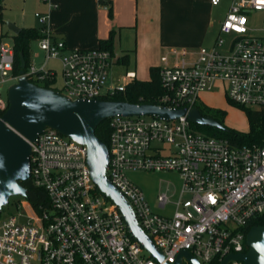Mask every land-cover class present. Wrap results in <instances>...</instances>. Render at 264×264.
I'll use <instances>...</instances> for the list:
<instances>
[{
  "label": "built area",
  "instance_id": "2783aa9c",
  "mask_svg": "<svg viewBox=\"0 0 264 264\" xmlns=\"http://www.w3.org/2000/svg\"><path fill=\"white\" fill-rule=\"evenodd\" d=\"M36 1L47 6L34 12L45 63L41 68L29 63L23 76L55 78L46 63L57 59L63 85L54 89L70 99H102L124 91L126 84L107 85L111 51L67 48L48 26L56 4ZM220 2L210 0L212 5ZM5 5L0 0V22ZM256 12L264 17V0H232L209 50L192 59L182 51L173 64L159 67L164 93L155 104L185 109L184 115L168 120L153 115L107 118L106 176L128 202L141 232L162 253L161 260L133 236L119 206L97 187L86 145L47 127L29 141V173L33 184L46 192L49 207L37 213L26 201V220L14 214L0 218V264H173L181 250L200 264H220L230 253H245V227L264 217V142L234 145L204 134L193 128L187 112L215 81L224 84L231 102L264 108V31L251 34L247 16ZM13 64V47L0 43V118L8 106L2 88L21 76L13 73ZM128 170L175 171L182 180L180 196L190 198L175 201L171 215L155 212L127 178ZM157 202L164 207L171 201L160 194ZM181 263L192 264L185 256ZM227 264L243 262L231 259Z\"/></svg>",
  "mask_w": 264,
  "mask_h": 264
},
{
  "label": "water",
  "instance_id": "95a60500",
  "mask_svg": "<svg viewBox=\"0 0 264 264\" xmlns=\"http://www.w3.org/2000/svg\"><path fill=\"white\" fill-rule=\"evenodd\" d=\"M7 28L13 34L21 30L20 26L11 22L7 23ZM25 66V59L20 55L21 76L8 86V106L0 118V210L11 195L25 197L26 189L19 181L30 178L29 141H33L45 128H52L86 145L88 167L97 187L119 206L133 236L161 260L162 253L155 250L149 238L141 232L128 202L108 180V148L95 134V128L114 115H153L168 120L184 115L186 110L120 100H73L56 89L29 81L23 76ZM187 118L193 124L222 128L215 119L203 116L195 107L187 112ZM246 244L245 253H230L220 264H227L231 259L240 260L243 264H264V226H252L246 234ZM182 256L192 264H200L186 250L179 252L173 264H182Z\"/></svg>",
  "mask_w": 264,
  "mask_h": 264
},
{
  "label": "crops",
  "instance_id": "0c3cea01",
  "mask_svg": "<svg viewBox=\"0 0 264 264\" xmlns=\"http://www.w3.org/2000/svg\"><path fill=\"white\" fill-rule=\"evenodd\" d=\"M222 1L52 0L56 5L49 11L48 26L67 48L99 47L112 34L114 62L107 85L117 86L149 79L151 67L173 64L182 51L192 59L209 50L232 0L224 6ZM38 3L39 11L47 10Z\"/></svg>",
  "mask_w": 264,
  "mask_h": 264
},
{
  "label": "rangeland",
  "instance_id": "374dc122",
  "mask_svg": "<svg viewBox=\"0 0 264 264\" xmlns=\"http://www.w3.org/2000/svg\"><path fill=\"white\" fill-rule=\"evenodd\" d=\"M230 2V0L222 1ZM5 8L2 11V23H0V34L3 36L0 43L5 46L13 47V32L8 30L7 23H15L24 28H38L39 22L34 17V12L40 9L39 3L35 0H4ZM224 8V7H223ZM248 27L251 34L261 35L264 31V17L261 13L248 14ZM227 41L229 36H223ZM29 63L41 68L44 63V53L38 48L37 40L29 41ZM46 67L53 70L55 75V82L52 87L60 90L63 85L61 63L57 59H49ZM13 83L9 82L2 88L3 98L6 99V92L8 86ZM117 83V82H115ZM197 103H202L206 106L221 109L225 112L223 118V125L241 132L248 131L249 124L244 107L231 102L225 95L224 84L221 81H215L210 90H206L199 94ZM206 134L205 131H200ZM126 176L129 180L134 182L143 192L151 209L155 212L171 215L174 212V202L180 199L190 198L189 194L180 196L182 180L179 174L175 171H147V170H128ZM166 194L170 201L164 207H159L157 196ZM18 195H11L8 203L2 206L0 210V218L14 214L21 221L26 220V211L23 207L26 200L18 199ZM147 256L148 252L144 251Z\"/></svg>",
  "mask_w": 264,
  "mask_h": 264
},
{
  "label": "trees",
  "instance_id": "16d2710c",
  "mask_svg": "<svg viewBox=\"0 0 264 264\" xmlns=\"http://www.w3.org/2000/svg\"><path fill=\"white\" fill-rule=\"evenodd\" d=\"M3 34H0V39ZM40 36L39 28H24L22 27L18 34L13 35V50H14V64L13 73L17 75L20 70V55L23 56L26 66L29 64V41ZM112 34L107 39L101 40L99 47L111 51ZM149 79H133L125 85V90L117 92L113 96L102 97L103 100H120L133 104H155L158 98L164 93V86L160 80L159 67L153 66L150 68ZM31 82H36L38 85L53 88L55 82L54 77L45 76L42 80H35L29 78ZM240 106V105H239ZM195 107L203 116H209L221 124L222 128H215L212 126H201L192 124L193 128L198 131H205L207 135L226 138L234 145L243 144H260L264 142V108L250 109L244 107L246 110L249 128L246 132L230 129L223 125V118L225 112L221 109L212 108L202 103H196ZM243 107V106H242ZM111 128L108 119H105L95 128L97 137L108 145V138ZM26 189L25 197L17 196L18 199H24L31 204L37 213H42L43 210L49 207V200L46 192L33 184L29 178L26 181H19ZM264 226V217H257L252 219L245 227V233L254 226ZM247 251V246H246Z\"/></svg>",
  "mask_w": 264,
  "mask_h": 264
}]
</instances>
